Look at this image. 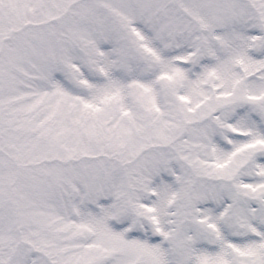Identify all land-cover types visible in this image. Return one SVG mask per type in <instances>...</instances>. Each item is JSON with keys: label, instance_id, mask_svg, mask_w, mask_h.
<instances>
[{"label": "snow or ice", "instance_id": "6c2138e0", "mask_svg": "<svg viewBox=\"0 0 264 264\" xmlns=\"http://www.w3.org/2000/svg\"><path fill=\"white\" fill-rule=\"evenodd\" d=\"M0 264H264V0H0Z\"/></svg>", "mask_w": 264, "mask_h": 264}]
</instances>
